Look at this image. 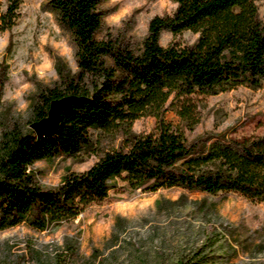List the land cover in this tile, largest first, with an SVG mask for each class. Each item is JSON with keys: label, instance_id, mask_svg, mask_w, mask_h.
<instances>
[{"label": "trees", "instance_id": "trees-1", "mask_svg": "<svg viewBox=\"0 0 264 264\" xmlns=\"http://www.w3.org/2000/svg\"><path fill=\"white\" fill-rule=\"evenodd\" d=\"M21 1L0 0V32L17 23ZM173 1L174 13L153 17L147 36L132 45L112 36L98 38L104 0H49L75 42L77 71L69 76L58 68L61 84L40 93L35 120L47 116L54 99H82L62 112L53 135L17 131L2 146L0 230L22 223L42 230L75 218L107 198L120 180L133 189L236 192L264 203V135L218 134L189 141L166 118L176 104L193 130L199 115L192 95L264 87V20L258 0ZM163 30H190L198 38L188 45L163 46ZM144 116L156 118L154 132L134 131V122ZM95 133L112 142L120 138V143L101 153L97 145L98 160L84 172L68 170L56 188L39 183L31 165L95 151Z\"/></svg>", "mask_w": 264, "mask_h": 264}, {"label": "rangeland", "instance_id": "rangeland-1", "mask_svg": "<svg viewBox=\"0 0 264 264\" xmlns=\"http://www.w3.org/2000/svg\"><path fill=\"white\" fill-rule=\"evenodd\" d=\"M264 20V0L256 2ZM173 0H104L98 38L112 36L132 45L148 34L155 16L173 14ZM198 34L163 30L160 44H192ZM58 68L77 71L76 45L49 0H22L17 23L0 32V151L14 133L34 123L39 95L61 84ZM199 123L190 130L169 107L166 118L189 141L225 134L229 138L264 135V87L240 86L216 95H192ZM156 118L137 119V133L156 130ZM97 137L100 140L97 141ZM215 138L208 141L212 142ZM95 151L59 156L30 166L39 183L56 188L69 171L84 172L99 153L118 146L95 133ZM264 264V203L236 192L216 194L179 187L133 189L120 180L107 198L77 217L44 229L27 223L0 230V264Z\"/></svg>", "mask_w": 264, "mask_h": 264}, {"label": "water", "instance_id": "water-1", "mask_svg": "<svg viewBox=\"0 0 264 264\" xmlns=\"http://www.w3.org/2000/svg\"><path fill=\"white\" fill-rule=\"evenodd\" d=\"M81 99L82 97L76 95H67L52 100L47 116L32 123L31 129L38 137L53 135L59 127L62 112Z\"/></svg>", "mask_w": 264, "mask_h": 264}]
</instances>
